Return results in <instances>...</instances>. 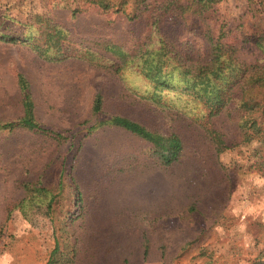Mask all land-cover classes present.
<instances>
[{
	"label": "rangeland",
	"instance_id": "1",
	"mask_svg": "<svg viewBox=\"0 0 264 264\" xmlns=\"http://www.w3.org/2000/svg\"><path fill=\"white\" fill-rule=\"evenodd\" d=\"M46 17L74 40L112 42L136 53L151 32L143 20L88 9L72 15L53 0H0V31L16 36L35 16ZM240 60L258 58L254 42L264 32V15L248 0H223L205 14ZM183 54L201 58L200 32L183 24H162ZM105 58H111L101 51ZM110 67L111 63H107ZM30 85L37 122L63 135L60 142L26 130L0 131V264H45L58 237L76 248L73 264H255L264 261V179L250 168L253 146L216 156L200 128L188 121L169 125L150 107L127 96V85L143 88L136 68L125 82L108 68L77 59L51 63L29 48L0 42V119L22 115L17 75ZM103 98L99 119L119 115L150 130L174 127L182 138V159L161 166L150 145L124 130L102 126L91 108ZM225 138L240 141L237 119L213 120ZM61 181L62 189L58 191ZM31 183L58 193L49 217L25 218L20 203ZM80 194V207L77 195ZM145 246L148 253L144 255Z\"/></svg>",
	"mask_w": 264,
	"mask_h": 264
},
{
	"label": "trees",
	"instance_id": "2",
	"mask_svg": "<svg viewBox=\"0 0 264 264\" xmlns=\"http://www.w3.org/2000/svg\"><path fill=\"white\" fill-rule=\"evenodd\" d=\"M223 0H53L54 6L70 10L72 15L94 9L101 14H119L129 22L143 20L151 28L148 39L136 53L130 54L112 42L89 43L74 40L68 32L46 17L35 15L23 26V32L13 36L0 31V42L19 44L36 56L51 63L77 59L96 68H104L124 80L123 72L133 67L145 80L143 88L127 85V96L159 114L169 125L188 121L200 128L210 150L216 156L237 146H254L250 168L264 179V32L254 46L259 52L254 63L239 59L235 49L225 40L233 29L221 22L217 30L206 23L208 12ZM248 6L264 15V0H248ZM181 23L188 30L200 32L204 46L201 58L183 54L163 31L162 24ZM101 51L111 56L105 58ZM111 63L110 67L107 63ZM22 115L13 120L0 119V131L26 130L39 132L60 142L63 135L42 127L35 118L30 85L17 75ZM103 98L94 97L91 113L96 118L90 128L108 126L124 130L150 145V155L163 167L178 163L184 154L180 133L170 126L167 131L147 127L119 115L99 119ZM225 114L237 119L240 141L225 138L213 125V120ZM28 195L20 203L21 214L31 213L49 217L58 193L34 183L23 184ZM62 183L58 184L61 191ZM80 207V194L77 195ZM148 253L145 246L144 255ZM74 244L68 241L62 248L58 237L45 264H73ZM255 264H264L257 260Z\"/></svg>",
	"mask_w": 264,
	"mask_h": 264
}]
</instances>
